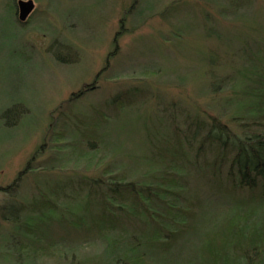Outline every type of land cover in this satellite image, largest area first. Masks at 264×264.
Wrapping results in <instances>:
<instances>
[{
  "label": "rangeland",
  "instance_id": "1",
  "mask_svg": "<svg viewBox=\"0 0 264 264\" xmlns=\"http://www.w3.org/2000/svg\"><path fill=\"white\" fill-rule=\"evenodd\" d=\"M19 1L0 0V264H103L106 239L72 230L78 217L99 216L100 208L88 207L86 186L73 192L63 184L106 180L101 169L118 178L133 171L140 181L159 158L148 137L169 149L181 130L185 149L198 146L189 117L247 133L239 125L248 115L236 111L244 91L263 89L250 73L264 69V0H32L23 23ZM103 135L109 151L96 142ZM216 157L206 146L204 169L190 182L193 202H201L191 213L199 226L230 208L206 173ZM7 204L21 207L17 223L2 218ZM256 207L238 213L248 237L264 230V204ZM28 217L39 234L23 228ZM196 233H186L159 264L193 262Z\"/></svg>",
  "mask_w": 264,
  "mask_h": 264
},
{
  "label": "trees",
  "instance_id": "2",
  "mask_svg": "<svg viewBox=\"0 0 264 264\" xmlns=\"http://www.w3.org/2000/svg\"><path fill=\"white\" fill-rule=\"evenodd\" d=\"M260 68H251L253 77L250 79L253 83L263 84V89L242 91L245 96L240 97L237 104V114L242 111L245 116L248 115L245 118L242 116V119L249 121L239 125L247 132L244 135L230 133L226 125L216 118L204 122L199 117H189L186 119L189 137L193 140L199 138L198 146L193 148L190 145L185 149L181 130L180 133L176 130L177 146L169 145V149H158L153 139L148 137L159 158L157 163H151L156 165L152 174L145 172L140 181L136 180L137 174L133 171V176L118 178L111 175V169H101L102 177L106 180L84 177L83 181L77 179L75 182L78 187L71 179L70 183L63 184L64 189L68 184L73 186L70 187L73 192L86 186L90 191L86 198L91 199L88 207L100 208L99 216L90 212L89 216L78 217V227L72 222L75 227L72 230H77V233L82 230L86 235H102L106 239L108 261L103 264H159L160 257L171 252L184 235L192 231L197 232L195 237L198 244L195 246L194 260L188 264H264V230L248 237L249 229L238 215L246 207L251 211L264 204V83L260 82H264V69ZM242 119L235 117L233 122L239 123ZM95 139L109 151L110 142L104 140V135ZM185 139H188L187 135ZM206 146L214 147L217 153L214 164L206 172L213 178L212 191L224 195L227 198L225 206H230L217 222L207 227L192 221L191 213L202 207L201 202L198 207V203L193 202L194 196L191 194L194 191L190 189L194 173L204 169L199 156ZM193 151L195 157H192ZM89 152L93 154V149ZM87 161L92 164V159ZM205 165L208 166V162ZM28 170L26 167L24 172L19 173L13 185ZM146 176H149L147 180ZM151 178L153 181H149ZM95 195L98 196L96 200L92 198ZM34 205L40 206V201ZM77 205L83 212L82 204ZM20 208L14 204L5 205L1 208L2 218L17 223ZM112 208H116L114 212ZM49 212L55 213L54 210ZM48 216L53 218L51 214ZM39 219L45 221L44 217ZM22 226L28 234H39V226L31 217L26 218ZM33 243L30 241V244ZM24 251L26 253L28 249ZM24 259L30 260L26 256Z\"/></svg>",
  "mask_w": 264,
  "mask_h": 264
},
{
  "label": "water",
  "instance_id": "3",
  "mask_svg": "<svg viewBox=\"0 0 264 264\" xmlns=\"http://www.w3.org/2000/svg\"><path fill=\"white\" fill-rule=\"evenodd\" d=\"M35 5L32 0L24 1L20 0L18 2V19L20 22H26L28 17L34 11Z\"/></svg>",
  "mask_w": 264,
  "mask_h": 264
}]
</instances>
